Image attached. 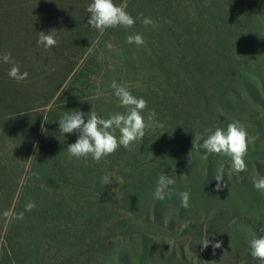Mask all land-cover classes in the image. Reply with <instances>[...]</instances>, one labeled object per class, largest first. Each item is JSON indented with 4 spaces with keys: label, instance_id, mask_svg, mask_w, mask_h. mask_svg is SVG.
<instances>
[{
    "label": "trees",
    "instance_id": "obj_1",
    "mask_svg": "<svg viewBox=\"0 0 264 264\" xmlns=\"http://www.w3.org/2000/svg\"><path fill=\"white\" fill-rule=\"evenodd\" d=\"M91 2L0 0V52L29 74L17 82L0 63V264H137L134 241L145 264L140 253L165 220L142 195L162 174H189L195 151L205 155L195 135L258 108L264 123V0H126L135 25L102 33L88 24ZM41 31H55L58 46L38 47ZM137 33L145 43L128 44ZM113 81L147 101L145 117L155 110L152 127L100 162L69 158L78 134H62L59 118L124 112ZM29 201L36 208L25 211Z\"/></svg>",
    "mask_w": 264,
    "mask_h": 264
},
{
    "label": "rangeland",
    "instance_id": "obj_2",
    "mask_svg": "<svg viewBox=\"0 0 264 264\" xmlns=\"http://www.w3.org/2000/svg\"><path fill=\"white\" fill-rule=\"evenodd\" d=\"M261 51L264 57V47ZM256 110H253L254 114L251 110L242 112L246 115L244 119L239 120L250 136L258 137L254 145H249L247 156L244 158L247 171L233 172L230 156L213 155L208 161L202 158L204 152L196 150V161L191 162L189 174H183L182 171L180 174L171 172L176 184L170 198L156 200L153 195L156 185L142 195L144 208H150L156 201L160 217L165 220L164 225L153 229L154 240L150 242L145 256L144 253H140L142 258L146 257L148 260L143 263L264 264V261L253 258L250 254V241L259 238L256 228L261 231L260 226L264 224V194L253 186L255 178L264 177V150H257L260 145L264 148V123L257 122L263 116L261 109ZM221 164L224 166V180L228 186L217 192L214 175ZM182 191L190 193L191 207L188 209L181 206L178 193ZM261 233L262 238L264 232ZM206 237L212 241H222V247L213 251L209 245L207 249L202 250L200 241ZM127 239L122 237L119 240L122 241L120 244L124 246L132 244ZM134 243L129 254L134 263L140 264L139 255L135 253L136 243L140 242Z\"/></svg>",
    "mask_w": 264,
    "mask_h": 264
},
{
    "label": "clouds",
    "instance_id": "obj_3",
    "mask_svg": "<svg viewBox=\"0 0 264 264\" xmlns=\"http://www.w3.org/2000/svg\"><path fill=\"white\" fill-rule=\"evenodd\" d=\"M127 2L116 4L115 0H92L87 6L88 24L99 32H104L108 28L124 27L132 28L135 25L134 18L127 11ZM145 26L152 25L155 27V21L150 17L143 18ZM128 44L141 46L145 43L142 34L129 35L126 38ZM59 37L55 31L47 33L41 31L38 33L37 46L45 50L58 46ZM111 48V45H108ZM99 59V57H98ZM0 63L10 64L8 71L10 78L17 82L24 81L28 77L27 71H21L20 65L16 63L10 52H0ZM111 88L114 95L119 100L120 107L124 108V112H115L110 114L108 118L99 116L95 111L87 114L76 110L73 112H65L59 118V131L62 134L77 133L78 137L74 143L67 146L69 158H87L91 156L96 162H100L107 156L114 154L121 146L130 149L135 142H141L146 136V131L152 127V122L156 118L155 110H149L145 117L144 112L148 108L147 101L142 97L132 94L127 86L119 85L115 81L112 82ZM258 137L250 136L243 124L239 121L231 122L226 129L217 127L214 131L208 130L206 138L201 135H195L193 146H198L205 150L202 157L207 160L209 155L230 156L231 170L235 173L247 171L245 157L248 153L250 144L254 145ZM224 166L217 169L214 179L217 181L215 190L217 192L224 190L227 181L224 180ZM113 176L105 174L101 177V183L110 185L113 183ZM176 180L170 175H160L156 182L154 190V198L163 201L170 198L175 191ZM253 186L256 190L264 194V177L255 178ZM181 206L185 209L191 207L190 193L182 191L178 193ZM36 208L35 201H29L25 205V211H32ZM5 217L12 215L13 218L22 220L24 211L19 213H3ZM260 230L264 232V224L260 226ZM202 250L207 249L211 245L213 251L222 247V241L209 240L207 237L200 241ZM251 256L264 261V237L255 238L250 241Z\"/></svg>",
    "mask_w": 264,
    "mask_h": 264
}]
</instances>
